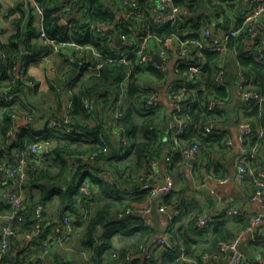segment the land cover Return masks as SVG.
<instances>
[{"label": "trees", "instance_id": "16d2710c", "mask_svg": "<svg viewBox=\"0 0 264 264\" xmlns=\"http://www.w3.org/2000/svg\"><path fill=\"white\" fill-rule=\"evenodd\" d=\"M45 9L44 26L51 36L57 37L60 41H74L81 45L80 49L74 46L62 47L59 54L64 63L63 74L74 72L72 80L79 84L76 89H72L69 94L71 100L70 112L79 120L78 125L85 130V134H66L61 131L49 130L44 136L47 137L54 146L47 155L49 159L47 168H37L28 170V177L24 183L27 189V200L25 208V222L18 224L19 231H31L36 226L35 208L37 204H43L46 208L45 216L50 218L44 222L43 230L40 235L29 242L26 247L19 250L14 256L8 252L1 264L8 262L11 258L13 264H33L34 260L41 258L40 254L44 249V241L47 240L51 232H57L62 219L69 212L80 211V202L94 199V209L88 217V226L85 233L84 247L89 252L94 264H126L123 259L127 252L132 248L138 247L153 237L156 230L148 226L141 216V211L127 213V209L134 210L135 204L150 202L148 191L141 190L138 178L142 175L148 176L150 173L149 160L151 158H161L170 156L169 167L173 174V167L176 163L183 162V148L199 142L203 147L209 146L208 156L212 153L208 161V166L214 161L213 148L220 149L231 147L228 144L230 136L225 132H212L203 134V128L207 121L220 112L219 107L215 110L208 108V101L211 97L218 96L226 98L229 96L228 82H218L215 80V73L224 63L227 68L234 69L236 64L244 66L249 73L256 76V81L264 86V61H260L255 55L249 54L243 45V38L248 35V31L243 27L246 1L227 2L228 0H175L177 5L183 6L188 11V18L184 25L185 29L192 28L191 35L183 36L193 39H200L204 26L215 24L220 20V15L224 13V29L236 26L241 29L240 33L231 36L227 43L226 51H213L203 49V61L201 65L203 72L195 80L187 81L186 87L188 98L184 105L182 120L185 125L183 133L176 135L177 125L171 127L170 116L162 107L146 108L142 105L143 100L149 96L153 86H147L142 82L141 73L147 72L153 77H165L166 74L158 69L153 62L144 67L138 63L136 55L129 57L130 64L117 63L109 58L115 57L114 46H121L117 41L119 34L128 33L130 36L129 21L121 14V0H73V12H81L84 6H89L86 18L82 13L77 16L71 13L72 29L65 25L60 16L56 14L65 0H37ZM140 9L147 15L153 5L152 0H138ZM232 13H228L227 10ZM69 15V14H68ZM74 15V16H73ZM235 17V19H233ZM91 22L109 23L114 26L108 30L107 34H102L91 29ZM30 29L26 33L24 42H18L16 36L10 37L8 42H3L0 38V49L6 50L7 57L0 60V82H7L13 76H18L24 68V57L22 53L27 51L29 56L38 57L51 51V45L40 41H33L39 37L40 33L33 26V18L28 21ZM216 33H219L221 25L215 26ZM152 31L156 37L167 36L176 31V26L166 23L162 26L152 25ZM23 43V44H22ZM122 48L123 52L133 50ZM97 51L99 57L95 54ZM74 60H71V57ZM105 60L104 65L99 71L84 74V67L88 63H96ZM78 63V67L75 63ZM80 68V70H79ZM77 70L79 72L77 73ZM131 71V78L127 86L125 105L123 109L125 115L122 123L128 128L130 143L125 147H119L112 143L108 130L109 114L108 109L115 100L119 98L120 82L125 77L127 71ZM184 81V80H183ZM55 85L60 81L56 77ZM204 87L202 89H197ZM67 88V86H66ZM20 89L31 92V88L21 78L13 86V90ZM69 90V86H68ZM263 91V90H262ZM264 92V91H263ZM91 100V110L85 107L84 99ZM255 102V101H254ZM256 103V102H255ZM3 106L0 124V164L6 163L13 167L17 156H27L31 163V154L27 153L26 146L33 143L37 135L44 129L35 131L34 126L25 127L16 138L13 145L8 146V135L13 121V114H33V109L26 108L21 102L0 101ZM256 104L254 111L257 109ZM257 111V110H256ZM255 113V112H254ZM58 116V115H57ZM173 118V113L171 114ZM176 136L178 140L175 141ZM254 138V137H253ZM103 139L110 140L111 148L108 152L101 153L99 159L103 162L95 163L93 168H89L90 162L87 159L76 158V167L81 170L72 180L68 174V166L65 156L82 155L99 150L103 145ZM208 144V145H207ZM173 145H177L176 150H171ZM213 149V150H212ZM11 153L8 154L7 151ZM204 150V149H203ZM49 157V158H48ZM250 164L255 167L263 168V162L259 159L251 160ZM76 169V168H75ZM74 169V170H75ZM105 170L114 178L113 183L108 181L105 176L100 175L101 170ZM73 170V173H74ZM1 177V176H0ZM88 178L92 194L80 192L79 181ZM70 180L71 182H68ZM253 184V183H252ZM38 192V193H37ZM55 195L59 196L55 214L50 215L48 205L53 201ZM163 198V197H162ZM172 194H167L163 198V203L172 205ZM159 201L158 203H160ZM2 208L9 209L10 205L2 200ZM197 216L189 220L188 226H171V233L174 238H178L186 246L187 257L181 256L173 250L163 249L154 252L150 257H144V264H197L205 252L216 250L218 243L222 240L231 241L236 237V227H246L248 221L243 215H229L226 213L221 219L217 220L218 215H214V220L205 228L195 226ZM228 212V210H227ZM120 216L117 220L116 217ZM58 217L59 222L55 223L52 218ZM86 220V221H87ZM178 218L175 220L177 221ZM82 221H76L78 223ZM137 222L138 225H134ZM102 228L103 232L99 233ZM120 233L122 236L130 237L120 248L118 258L109 259V249L114 246L115 235ZM97 236V240L95 239ZM206 236V239H201ZM2 235L0 234V245ZM257 243V242H256ZM63 249V248H62ZM9 251V250H8ZM263 252V251H262ZM264 253V252H263ZM116 259V261H114ZM134 260H132L133 263ZM243 264H250L245 261Z\"/></svg>", "mask_w": 264, "mask_h": 264}, {"label": "built area", "instance_id": "2783aa9c", "mask_svg": "<svg viewBox=\"0 0 264 264\" xmlns=\"http://www.w3.org/2000/svg\"><path fill=\"white\" fill-rule=\"evenodd\" d=\"M33 8L37 22L39 25V38L42 43L51 45V51L42 55L43 57L50 58L52 55L60 52L62 47L74 46L76 49H80L81 45L74 41H60L57 37L51 36L44 26L45 9L41 6L37 0H28ZM232 2L228 0L227 2ZM153 5L149 14H145L140 9L138 0H121V14L129 21L128 28L131 36L128 33L118 35L121 37L118 42L121 46H114L115 57L109 58L111 61L117 63L130 64L129 57L136 55L138 63L144 67L149 66L152 62H155V66L162 70L165 74L173 70L182 80L183 85L180 89L171 91L170 98L173 105V122L178 126L176 135L181 134L185 130L183 123L182 113L184 111V105L188 98V92L186 82L195 80L203 72L201 62L203 61V49L213 51H226V46L231 36L238 35L241 29L236 26L227 29L224 34L219 35L215 31H212L214 25L208 24L202 29L200 39H193L183 36L191 35L193 32L191 26L185 29L184 25L189 16L188 11L183 6L177 5L175 0H152ZM73 0H65L61 7L57 10L56 14L60 16L62 22L72 29L73 23L71 21V13L73 12ZM89 10V6H84L81 11L82 16L86 18V12ZM228 13H232L231 10H227ZM244 21L243 27L248 31V35L243 38V45L245 50L249 54H253L260 61H264V46L255 39L258 32L264 33V0H251L250 4L246 5L243 10ZM69 14V15H68ZM224 13L220 15V18L225 20ZM172 23L176 26V31L167 36L156 37L152 31V25L156 24L162 26L166 23ZM109 23L91 22V29L107 34ZM134 47L133 50L123 52L122 48L129 49ZM161 58V61L156 62L154 60V54ZM95 54L99 57V53L95 51ZM7 57L6 50L0 49V60ZM177 57L173 64L172 58ZM74 60V57H71ZM105 63V60L98 61L96 63H88L84 67V74L88 75L91 72H98ZM229 69L224 63L220 64L216 73L215 80L218 82H226L229 74ZM236 85L238 92L245 100H253L259 106L264 107V92L257 85L254 75L249 73L248 70L238 64L234 68ZM20 78L26 81V84L34 87L35 82L28 76L27 72H22ZM17 75L13 76L7 82H0V101H12L16 99V96L20 94V91L13 90V86L17 80L20 79ZM131 78V71L128 70L125 77L121 80L119 86V98L113 102L108 109L110 116L108 122V130L110 133V139L112 143H116L119 147H125L130 143V134L128 128L122 123V119L125 115L123 106L125 105V96L128 83ZM204 87L196 88L202 89ZM73 86L70 87V91ZM85 107L88 111L91 110V100L89 98L84 99ZM224 104V99L218 96L211 97L208 101V108L215 110L220 105ZM142 105L146 108L162 107L164 104L158 93L157 89H152L149 96L143 100ZM71 100H68L66 111L63 116H51L48 117L45 124L44 131L37 135L35 141L24 150L31 154L32 162L29 163L27 156H17L13 161H16V166L13 167L6 163L0 164V234L2 235V242L0 245V264L3 261L4 256L8 252L11 241L13 238L23 236L26 242H31L34 238L41 234L44 226V222L49 219V216H45L46 208L43 204H37L35 208L36 226L33 230L19 231L18 224L25 222V208L27 200V189L23 186L27 177L28 170L30 168H47L49 159L47 161V153L50 152L54 143L47 137H44L49 130L61 131L66 134H85V130L78 125L79 120L70 112ZM32 120V115L28 114H13V121L8 135V146H11L16 141L19 135V127L17 126V120ZM242 134L240 145V154L238 156V177L240 179L251 178L255 190L253 192V199L257 200L261 205V210L258 213L247 214L245 217L248 220V225L245 228L249 231L254 243L258 242L260 236H264V167L259 168L251 166L250 161L258 159L260 150L259 143L247 144L248 139L253 136L254 130L251 122L244 121L241 123ZM216 129L213 121L207 123L203 128V134H209ZM178 140L176 136L175 141ZM228 144L232 145L233 140L230 138ZM111 148L110 140L103 139V145L99 150L91 153H83L82 155H69L65 156L68 166V174L71 175L76 168L75 159L83 158L87 159L90 164L89 168H93L95 163L103 162L99 159V155L104 152H108ZM177 145H173L171 150H176ZM203 148L199 142H196L190 146L183 148V155L187 161L193 160L194 162L200 161L204 157ZM8 154L11 152L8 150ZM208 156H212L209 153ZM49 158V157H48ZM166 161L170 160V156L167 155ZM150 173L148 176L142 175L138 178L140 189L148 191L151 200L160 194L167 195L174 190L175 178L172 172L166 168L165 173H160V160L158 158H151L149 160ZM100 175L106 177L108 181L113 183L114 178L110 173L105 170H101ZM154 179H157L154 181ZM11 180L17 184L16 187L11 186ZM229 180L226 176L217 179L219 182H225ZM80 192L87 195L92 194L90 189V180L88 178L79 181ZM154 181V182H153ZM163 197V196H162ZM160 197L159 199H161ZM158 199V202H159ZM2 200H5L10 205L9 209L2 208ZM95 200L90 199L86 202H80V211L67 213L56 232H51L45 240L44 249L40 256H45L50 252L53 245V241H57L62 248H65L70 235L73 233L74 222L86 221L94 209ZM158 210L161 213L166 214L167 222L173 223L182 213V206H169L162 201L158 203ZM152 206H148L145 210H140L144 214L152 213ZM127 213H132L131 209H127ZM138 212V210H137ZM229 215H242L243 210L239 207H231L228 212ZM122 214L119 215V217ZM214 220V214L209 211L201 212L195 220V226L198 228L207 227L211 221ZM148 226H152L150 221H146ZM171 229L164 235L159 237H150L146 242L141 243L138 247L129 250L125 256L126 260H130L134 254L140 252L149 246V249H153L154 252L162 251L163 249L173 250L178 253L181 258L187 257L186 246L178 238H174L171 233ZM244 231H241L231 241H220L216 250L205 252L202 255V259L197 264H243L246 259V255L241 250L240 242L241 235ZM97 240V236H95ZM226 255L229 256L228 260H224ZM250 264H264V253L260 251L256 260L248 261Z\"/></svg>", "mask_w": 264, "mask_h": 264}, {"label": "crops", "instance_id": "0c3cea01", "mask_svg": "<svg viewBox=\"0 0 264 264\" xmlns=\"http://www.w3.org/2000/svg\"><path fill=\"white\" fill-rule=\"evenodd\" d=\"M238 1L239 0H232V2ZM245 1L246 5L251 2V0ZM72 14L77 16L78 14L80 15L81 12L79 11L78 13V11L75 10ZM30 17L33 18V26H35L39 32L37 17L28 0H0V38L3 42H8L12 36H16L18 42H24L26 33H28L30 29L28 25ZM233 19H235V17H233ZM224 23L225 20L220 18V20L213 24V27L221 25L219 35L227 31V29L222 27ZM113 28L114 26L112 25L108 26V30ZM37 40L42 42L39 37L34 38L33 41L35 42ZM258 41L264 46V38ZM29 54L27 51L22 53L24 57L23 63L25 64L23 71L27 72L28 76L34 80L35 86L32 87L28 85L31 88V92L20 89V94L16 96L15 100L17 103L21 102V104L25 105L29 110L32 108L33 114H30L32 115L31 121L21 119L16 121L19 127V133H21L25 127L30 128V124L34 126L35 131L45 129L44 127L48 117L57 115L63 116L71 92L70 87L73 86V88L76 89L79 85L75 84V82H73L74 80H72L75 71L65 75L63 74L64 63L62 56L58 55L59 53L52 55L50 58L43 57L42 55L44 54L38 57H34L33 55L30 57ZM154 55L156 56L157 53ZM155 56L154 60L158 62ZM176 59L177 57L172 58L171 64H173ZM153 64L155 65V62H153ZM228 69L234 72V69L230 67ZM79 70H77V73ZM140 76L143 83H146L147 86H153L158 90L164 104L162 109L170 116V126H176L173 122V118H171L173 105L170 92L180 89L184 81L173 70H170L169 73L162 78L153 77L147 72L141 73ZM56 77L60 81L58 86L55 85L54 82ZM254 78L256 81L255 75ZM226 82L230 83V94L226 98H223L224 104L219 106L220 112L212 116L207 122L213 121L216 127L215 132H225L233 140V144L231 147L223 149L212 147L214 149H212L214 151L213 158L215 159L211 162L210 166H208V161L211 158L206 154L197 162L193 161V163H191L190 161L184 160L179 164L176 163L173 167L175 186L170 194H172V205L182 206L183 211L178 217V220L173 223L167 222L166 214L159 212L158 207L159 218L153 213V210L152 213L148 212L144 214L141 212V216L145 220V223L146 221H150L152 224L151 227L156 230L153 236L154 238L164 235L172 228L171 226H188L189 220L194 216L196 217L201 210L218 215L217 220L221 219L231 207L241 208L243 210L242 215L246 220V213H258L261 210L259 202L252 197L255 187L252 184L251 178L240 179L238 177L237 161L240 154V145L242 143L241 123L248 121L253 125L254 134L248 139L247 144L259 143L260 150L258 159L263 162L264 166V107L257 105V111H254L256 103L253 100H245L242 98L237 89L236 77L232 81H229L227 77ZM256 83L259 88L264 91V86L258 81H256ZM262 83H264V79H262ZM3 109V106L0 105V124L2 121L1 113ZM203 149L204 152H207L209 146L203 147ZM251 166H253V164H251ZM166 168L170 170L169 162H167L166 158L163 156L160 160V173H165ZM79 171L81 170L76 167L74 173L70 175V178L73 180ZM226 176L229 177V180L225 182L217 181L218 178H225ZM156 180L157 179H154V181ZM11 182V186L16 187L17 184L14 180H11ZM68 182L71 181L68 180ZM163 198L159 199V201H163ZM58 201L59 196L55 195L53 201L48 205L49 211H52L50 215H57L55 212H57L56 207ZM150 205L152 206L151 199L149 203L146 202L141 205L135 204L133 212L136 210L143 211ZM118 218L119 216L115 219L117 220ZM59 220L58 217L52 218V221L55 223L59 222ZM88 222L87 220L74 223L73 233L70 235L66 247L62 249L57 241H53L50 252L34 260L33 264H94L92 258H90L88 254L89 252L83 244ZM134 225H138V223L135 222ZM246 227H236L235 233L238 234L244 231L241 235L240 247L246 255L247 260L245 261L248 262L256 260L260 251L264 252V236H260L258 242L254 243L250 232L246 231ZM200 238L206 239V236H201ZM129 239L130 237L122 236L120 233H117L115 235L114 246L109 249L108 257L111 255L109 259L118 258L120 256V248L126 241H129ZM27 244L28 242L24 240L23 236L13 238L8 249V254L14 256L19 250L24 249ZM152 254H154L153 249H149V246H147L145 249L134 254L130 260H126L124 257L123 262H126V264H144L142 259L144 257H150ZM228 259L229 256L226 255L224 260ZM132 260H134L133 263ZM114 261H116V259ZM4 264H13L11 258L8 262H4Z\"/></svg>", "mask_w": 264, "mask_h": 264}, {"label": "water", "instance_id": "95a60500", "mask_svg": "<svg viewBox=\"0 0 264 264\" xmlns=\"http://www.w3.org/2000/svg\"><path fill=\"white\" fill-rule=\"evenodd\" d=\"M212 31H213V32L215 31V27H212ZM263 38H264V33H263V32H258V34L255 36V39H256V40H262ZM120 39H121V37H120V36H117V41H118V42L120 41ZM155 57L158 59V61H161V58H160L158 55H156ZM156 58H155V59H156ZM75 64H76V66H78V63H77V62H76ZM234 78H235V73L232 72V71H230L229 74H228V80H229V81H232V80H234ZM190 162L193 163V160H190ZM162 196H164V194H160V195L156 196L155 198H153V200H152L153 213H154L158 218H159L160 215H159L158 210H157V200H158L160 197H162ZM102 231H103V229L100 228L99 233H101Z\"/></svg>", "mask_w": 264, "mask_h": 264}]
</instances>
